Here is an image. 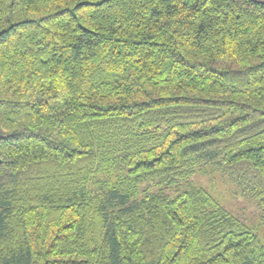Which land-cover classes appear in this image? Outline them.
<instances>
[{
    "label": "trees",
    "instance_id": "obj_1",
    "mask_svg": "<svg viewBox=\"0 0 264 264\" xmlns=\"http://www.w3.org/2000/svg\"><path fill=\"white\" fill-rule=\"evenodd\" d=\"M199 168L264 227V0H0V264H264Z\"/></svg>",
    "mask_w": 264,
    "mask_h": 264
},
{
    "label": "rangeland",
    "instance_id": "obj_2",
    "mask_svg": "<svg viewBox=\"0 0 264 264\" xmlns=\"http://www.w3.org/2000/svg\"><path fill=\"white\" fill-rule=\"evenodd\" d=\"M202 188L211 194L221 206L247 224L264 244V227L260 222V211L248 196L239 192L235 182L208 168H199L192 178L179 185V189ZM167 192H169L167 190ZM171 192H169L170 194Z\"/></svg>",
    "mask_w": 264,
    "mask_h": 264
}]
</instances>
